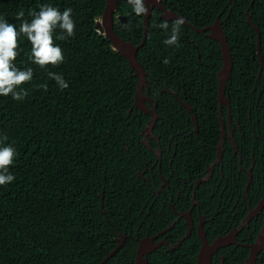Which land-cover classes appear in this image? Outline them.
Masks as SVG:
<instances>
[{
  "label": "trees",
  "instance_id": "1",
  "mask_svg": "<svg viewBox=\"0 0 264 264\" xmlns=\"http://www.w3.org/2000/svg\"><path fill=\"white\" fill-rule=\"evenodd\" d=\"M106 2L0 0V15L17 27L21 21L15 19L16 13L23 9L24 19L30 21L29 10L38 11L40 4H51L61 11L72 8L75 22L73 37L55 41L64 56L63 63L56 67L41 68L30 61L31 44L22 35V51L15 64L33 69L32 81L21 86L28 95L19 101L11 95L0 96V136L7 135L6 143L13 144L17 153L10 167L15 180L0 186V264H101L117 245V230L129 231L130 221H134L133 235L106 264L135 263L137 226L145 213L137 211L134 219L133 210L138 199L143 204L151 195L148 183L138 172L157 156L142 142V130L151 117L135 107V71L96 28V13ZM251 2L164 0L167 7L198 27L212 24L226 7L222 18L233 53L230 81L234 87L241 84L242 66L243 79L248 82H253L259 71L258 61L252 58L258 36L247 21V11L261 30L264 56V0H255L253 6ZM117 13L125 15L127 21L115 24L116 31L139 44L144 37L142 16L132 11L128 0L119 1ZM164 21L171 24L173 20L151 18L147 40L138 52L151 80V96L157 97L158 113L164 120H158L154 131L165 148L171 144L173 150L175 141L178 152L190 144L205 151L210 147L213 160L221 138L220 44L183 24L180 46L169 47L163 42L168 33L154 26ZM165 57L168 64L163 63ZM48 71L61 74L69 87L60 90L48 78ZM43 83H47V91L35 87ZM164 88L168 90L162 91ZM169 89L182 98L187 96L197 114L199 133L194 130L191 113ZM178 131L184 133L172 137ZM151 142L157 146L154 140ZM168 160L167 156L165 164ZM183 248L173 253L158 250L149 255V264H196V233L184 241Z\"/></svg>",
  "mask_w": 264,
  "mask_h": 264
},
{
  "label": "flooded vegetation",
  "instance_id": "2",
  "mask_svg": "<svg viewBox=\"0 0 264 264\" xmlns=\"http://www.w3.org/2000/svg\"><path fill=\"white\" fill-rule=\"evenodd\" d=\"M145 3L146 6L151 7L150 20L157 16L167 20L162 17L163 13L158 5L147 1ZM162 4L166 6L164 0ZM225 10L226 7L221 10L212 24L220 18L223 27L222 16ZM119 15L123 14L116 12L115 24L123 25L127 18L125 22H121L117 19ZM141 16L144 18V15ZM200 34L207 36L206 32ZM183 35L197 47L186 33ZM261 55L260 58L257 43L256 53L252 58L258 61L259 71L253 82L243 79L242 66L240 68L241 84L234 87L230 79L227 83L225 96L229 98L228 104L218 97L221 138L216 145L213 160H210V147L205 151L197 145L190 144L192 148H182L178 152L177 141L173 150L171 144L167 148L161 145L160 135L154 131L158 120H162L160 115L153 128V134L145 137L143 133L145 128L142 130V142L147 145L144 140H148L150 146H147L157 156L154 162L151 164L147 162L144 170L138 172L139 176L148 183L151 195L143 204L138 199V205L133 210L134 219L137 218V211H140L139 214L145 213V219L141 220L137 226L138 247L141 239H154L152 251L147 255L148 261L149 255L158 250L171 253L181 250L184 241L196 233L199 239L197 264L199 252L204 243L201 237L202 232L209 245L224 239L213 250L210 264H264V56L262 44ZM149 81L151 80L148 79V86L144 87L143 95L151 98L146 102L152 107L158 99L151 96ZM228 85H230L229 89ZM167 90L168 88H164L162 91ZM169 91L174 90L169 89ZM175 93L179 98L173 95L184 106L182 101L188 102L187 96L184 94L182 98L177 92ZM183 93H185L184 89ZM223 125L225 142L222 146L221 158H219L218 148L223 137ZM194 130L199 133L196 127ZM182 132L173 133L172 137ZM151 140L156 142V147L152 146ZM167 156L169 160L165 164ZM102 212L105 213V210L102 209ZM127 227L131 229L126 232L117 230L116 241L119 232L125 234L127 239L133 235L134 221H130ZM141 234L144 235L140 236ZM183 237L185 239L182 240ZM187 247L188 245L183 249L186 250Z\"/></svg>",
  "mask_w": 264,
  "mask_h": 264
},
{
  "label": "clouds",
  "instance_id": "3",
  "mask_svg": "<svg viewBox=\"0 0 264 264\" xmlns=\"http://www.w3.org/2000/svg\"><path fill=\"white\" fill-rule=\"evenodd\" d=\"M128 3L137 16L147 15L145 0H128ZM38 8V11L29 10L30 21L24 19L23 9L18 11L15 15V19L21 21L18 27L0 15V96L11 95L14 100L19 101L28 95L27 90L21 86L32 81L33 69L31 67L21 69L15 64L16 58L22 51L19 48V38L22 35L31 44L29 60L41 68H47L48 65L56 67L64 61L63 50L55 41H63L75 35L73 10L68 7L61 11L51 4H40ZM97 19L99 15L96 13ZM184 23L183 17H177L171 24L164 21L154 26L168 33L163 41L165 45L179 47L181 28ZM124 27H130V24ZM57 29H59V34H56ZM169 62V58L165 57L163 63L168 64ZM47 76L56 82L60 90L69 87L61 74L48 71ZM35 87L43 88L45 91L48 89L47 83L38 84ZM7 140V135L0 136V186H6L15 180L10 167L14 165L17 153L13 144L6 143Z\"/></svg>",
  "mask_w": 264,
  "mask_h": 264
},
{
  "label": "water",
  "instance_id": "4",
  "mask_svg": "<svg viewBox=\"0 0 264 264\" xmlns=\"http://www.w3.org/2000/svg\"><path fill=\"white\" fill-rule=\"evenodd\" d=\"M120 0H107L106 4L103 7H100L99 11H101V14L99 15V19L96 20V28L98 31L107 36L109 39V43L112 49L117 50L119 53H121L124 57H126L129 61L130 67L135 71V76L138 78L137 88H136V94H135V106L142 111L148 113L151 116V120L147 123L145 129L143 130V133L145 134V137L148 136V134H153V128L159 118V114L157 111L158 102L155 101V104L150 107L146 100H150L151 98H147L143 95L144 87L148 86V79L147 75L148 72L146 71L144 65L140 62L138 59V52L141 47L144 46L148 34H149V25H150V13H151V7L147 6V15H144L143 23H144V37L142 38V41L139 44H135L132 41L126 40L125 38L121 37L119 33L116 31L115 28V14L118 9ZM147 2H153L155 5H158V7L161 9L163 15L162 17L167 20H174L177 17H183L181 14L177 13L174 10H171L164 6L162 4V0H145ZM255 0H252L251 6L254 5ZM125 15H119L117 16V19H119L121 22L126 21ZM184 18V17H183ZM247 20L248 23L255 29L258 36V52L260 58L261 55V31L259 27L253 22L252 15L247 11ZM185 25H188L192 28H194L199 33H207V36L209 38H212L219 42L221 54H222V66L218 72V97L221 101L228 104L229 98L225 96V90L227 83L229 79L231 78V73L234 67V61H233V53L230 48V44L228 41V37L222 27V21L220 18L216 20V22L212 25H209L207 27H198L192 25L189 21H187L186 18H184ZM172 94H174L177 98L178 95L174 91H170ZM182 104L187 108V110L191 113L192 120L196 126V130L199 129V124L197 121V116L193 111V108L188 102H183ZM223 120L221 119V122ZM223 127V137L221 141V145L218 148V157L221 158L222 155V146L225 142V129L224 125ZM144 142L150 146V143L148 140H144ZM103 199V197H102ZM104 212V211H103ZM119 237L117 238V245L114 247L112 251L109 252V254L103 259L101 264H106V262L113 257L124 245V243L127 240V236L121 232L118 233ZM190 232L188 233V235ZM201 237L203 239V246L199 252L197 264H210L211 261V255L213 250L219 246L223 240L220 239L217 242H215L213 245H209L206 241L205 235L201 232ZM185 239V237L182 238V240ZM153 238H143L140 240L139 247L136 253L135 258V264H148V258L147 255L150 251H152L151 247L153 243ZM181 242V241H180Z\"/></svg>",
  "mask_w": 264,
  "mask_h": 264
},
{
  "label": "rangeland",
  "instance_id": "5",
  "mask_svg": "<svg viewBox=\"0 0 264 264\" xmlns=\"http://www.w3.org/2000/svg\"><path fill=\"white\" fill-rule=\"evenodd\" d=\"M101 14V11H97V15H100Z\"/></svg>",
  "mask_w": 264,
  "mask_h": 264
}]
</instances>
